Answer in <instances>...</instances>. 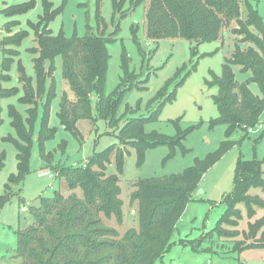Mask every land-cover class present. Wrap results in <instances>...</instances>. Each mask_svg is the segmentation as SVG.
<instances>
[{
  "label": "rangeland",
  "instance_id": "obj_1",
  "mask_svg": "<svg viewBox=\"0 0 264 264\" xmlns=\"http://www.w3.org/2000/svg\"><path fill=\"white\" fill-rule=\"evenodd\" d=\"M26 1L29 0H0V137L16 136L10 125V111L15 113L16 110L23 121L28 118L27 111L29 119L33 116L30 113L37 112L32 128L28 171L21 183L9 184L7 190L8 177L17 171L16 149L11 142L0 141V149L5 152L4 165L0 170V195L10 196L0 207V264L21 262V258L15 255V231L33 224V209L30 208L37 204L38 198L52 197L55 191L64 196L70 194L63 176L59 175L60 170L84 165L94 153L111 145L118 147L124 157L123 172L117 175L122 222L117 224L114 217H102V221L117 231L115 239L129 230H139V203L130 200L136 189L135 183L153 176L181 172L192 166L195 158H204L226 140V125L209 127L210 120L218 116L211 98L217 87H208L205 82L212 78V74H221V65L225 58L231 56L236 41L231 33L235 23L224 27L225 34L212 42L196 44L182 37L149 38L146 34V12L150 0L133 8L126 0L121 10L113 9L112 0H50L54 7L62 5L60 14L48 25L53 35L60 30L66 38L102 33L107 40L108 60L103 91L113 100L101 105L97 94L91 93L87 106L82 109L84 114L77 116L71 130H68L60 124L57 113L63 96L69 105L77 104V97L63 75L62 55L54 59L53 75L46 71L48 61L40 78L33 71L35 54L30 49L37 47V41L29 22L35 23L42 13L41 0H34V8L24 14L4 15L3 10L8 6ZM246 1L256 9L264 23V0ZM13 21L17 24H12ZM114 30H117L116 34L109 37ZM23 32L27 36L18 45ZM79 55L77 53L75 58ZM193 63H197L195 69L182 84V78ZM233 70L239 82L250 75L241 73L238 66H233ZM129 85L133 87L125 89ZM54 86L56 96L50 101L47 124L49 129L54 128V133L44 143L47 159H43L38 136L46 94L52 92ZM249 87L254 94L260 95L254 82ZM173 91H176L175 98L161 106L155 121L144 124V132L157 131L165 136L155 138H164L174 144L193 127L181 140L186 152L177 146L173 156L164 160L169 146L161 144L145 150L144 159L138 164L137 150L130 143L134 139L122 135L121 131L127 121L157 110ZM228 140L232 144L195 182L171 234V247L157 264H264V226L255 236H250L251 231L248 230L250 223L264 216V206L250 203L253 214L249 216L247 205L239 203L237 208L241 218L236 227L224 225L221 235L214 229L226 211L224 199L234 189L237 161L264 159V109L253 127L247 131L237 128ZM42 170H48L51 175L40 174ZM105 173H117L114 155L106 164ZM261 177L264 182V163ZM75 192L81 196L79 188ZM247 195L264 201V186L250 188Z\"/></svg>",
  "mask_w": 264,
  "mask_h": 264
},
{
  "label": "trees",
  "instance_id": "obj_2",
  "mask_svg": "<svg viewBox=\"0 0 264 264\" xmlns=\"http://www.w3.org/2000/svg\"><path fill=\"white\" fill-rule=\"evenodd\" d=\"M125 1L112 0L113 9L121 10ZM144 1L129 0V4L133 8ZM41 5L42 13L38 20L35 23L29 22L37 41V47L30 49V52L35 54L32 58L33 71L36 77L40 78L45 73L44 64L48 61L46 71L53 75L54 59L62 55L63 75L77 97V104L69 105L63 96L57 116L60 124L71 130L77 116L84 114L82 109L87 106L91 93L97 94L101 105H105L110 99L113 100V97L105 96L103 91L108 60L107 40L102 33H91L82 38H66L60 30L53 35L48 25L60 14L62 5L54 7L50 0H41ZM34 6L35 1L29 0L10 5L3 11L5 16L12 17L24 14ZM146 23V34L149 38L157 40L163 37H182L196 44L217 40L225 34L224 27L235 23V26L231 27V33L236 37L231 56L225 58L222 63L221 74H212V78L205 82L208 87H217L211 98L218 110V116L210 120L209 127L226 125V140L221 141L218 149L204 158H195L193 165L181 172L153 176L136 182V189L131 193L130 200L131 202L137 200L139 203V230H129L119 239H115L117 231L106 226L102 217L106 219L114 217L117 224L122 222V201L119 197L117 175L123 172V152L111 145L103 151L94 153L84 165L62 168L59 175L63 176L70 194L64 196L55 191L52 197L41 196L37 204L31 206L33 224L15 231L17 238L15 255L21 258L18 264H157L171 247V234L195 182L232 144L228 138L237 128L247 131L258 122L264 109V23L248 1L150 0ZM116 31L114 30L109 37H113ZM26 36V32H23L17 44L19 45ZM77 53L80 55L75 58ZM196 65L197 63L191 65L182 78V84ZM233 66H238L241 73L248 72L249 77L244 81H237ZM251 82L257 85L260 95L252 92L249 87ZM132 87L129 85L125 89ZM175 92L163 100L157 110L147 116L127 121L121 131L122 135L134 139L130 143L137 150L138 164L142 163L145 150L161 144L169 146V153L164 160L173 156L177 146L182 152H186L181 140L193 130V127L187 129L180 136L179 142L174 144L164 138H160L162 140L155 138L163 137L162 133L144 132V124L157 119L161 106L166 101L171 102L175 98ZM55 96L54 86L52 92L48 91L46 94L41 131L38 136L43 159H47L44 143L54 133V128L49 129L47 124L50 101ZM15 113L10 111L9 116L10 125L14 128L16 136L0 137V141L11 142L16 149L17 171L8 177L6 190L9 184L21 183L28 171L32 128L37 117L35 111L30 113L33 116L29 119L27 111L28 118L24 122L16 110ZM25 125L27 129L30 128L29 132ZM112 155L115 157L117 173L107 175L106 164L110 162ZM4 159L5 152L0 149V170L4 165ZM262 163L264 159L237 161L234 189L225 197L226 211L214 227L218 235L224 231V225L236 227L241 218L237 204L245 203L249 216L253 214V210L249 208L250 203L264 206L263 200L247 195L250 188L264 186L261 177ZM76 188L81 190V196L75 192ZM9 199L10 196L0 195V207ZM262 226L264 216L249 224L250 236H255Z\"/></svg>",
  "mask_w": 264,
  "mask_h": 264
},
{
  "label": "built area",
  "instance_id": "obj_3",
  "mask_svg": "<svg viewBox=\"0 0 264 264\" xmlns=\"http://www.w3.org/2000/svg\"><path fill=\"white\" fill-rule=\"evenodd\" d=\"M40 174H42V175H51L50 174V172L48 171V170H42V171H40ZM25 208L23 207V210H24Z\"/></svg>",
  "mask_w": 264,
  "mask_h": 264
}]
</instances>
